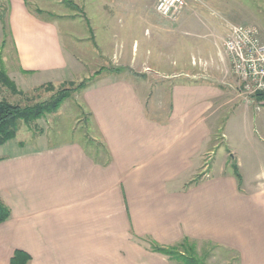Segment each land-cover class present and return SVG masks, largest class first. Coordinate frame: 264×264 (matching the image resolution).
Returning a JSON list of instances; mask_svg holds the SVG:
<instances>
[{
	"label": "crops",
	"instance_id": "0c3cea01",
	"mask_svg": "<svg viewBox=\"0 0 264 264\" xmlns=\"http://www.w3.org/2000/svg\"><path fill=\"white\" fill-rule=\"evenodd\" d=\"M0 2L20 74L64 75L70 65L58 26L34 14L28 0ZM156 2L85 5L86 34L100 54L129 61L85 90L106 150L69 141L1 155L0 198L11 216L0 223V264H10L17 248L31 254L30 264H180L145 237L212 242L236 252L240 264H264V166L241 184L216 160L211 177L188 185L212 151L219 108L231 100L264 146V104L246 105L211 83L175 81L159 106L145 83L127 77L142 62L169 77L202 75V48L218 38L208 35L211 25L233 24L235 9L228 0H188L170 22ZM171 25L192 44L176 65L167 63Z\"/></svg>",
	"mask_w": 264,
	"mask_h": 264
},
{
	"label": "rangeland",
	"instance_id": "374dc122",
	"mask_svg": "<svg viewBox=\"0 0 264 264\" xmlns=\"http://www.w3.org/2000/svg\"><path fill=\"white\" fill-rule=\"evenodd\" d=\"M228 1L235 9L234 15L231 16L234 23L256 25L260 32L264 31V0ZM0 4V67L6 70L10 79H14L18 88L23 91L15 93L0 82V99L6 98L11 102L25 105L48 99L52 95L56 97V94L58 95L63 88L68 92L56 111L36 119L30 128L22 123L15 138L0 144V157L17 148L27 150L53 144V142L69 141L81 142L91 151H105V143L93 117L92 109L88 105L85 90L93 83L102 80L104 74H109V70H112L114 65H124L129 61H114L112 55L102 56L97 44L87 36L88 19L91 22L92 17L89 15L88 18L85 5H95L97 0H28L34 14L51 20L59 28L61 42L70 65L64 75L20 74L15 41L8 19L7 3L0 2ZM228 8H231L230 5ZM213 16L218 17V14H213ZM217 22L214 21L208 34L212 38L215 37L214 41L218 37L217 42L209 43L206 45L207 48L203 47V60L198 61L197 66L201 67L202 75L169 77L158 74L154 68L150 69L145 62H142L134 64L133 73L127 77L136 82L145 83L148 87V100L151 101L153 98L152 102L158 101L159 106L160 101L167 103L169 100L168 93H170V86L173 82L196 81L222 87L236 97H240L246 105L257 104V107H260L264 103L258 100L249 101L248 98L238 94L239 81L232 71V64L223 47V40L229 31L230 24L219 25ZM170 33L171 52L167 63L176 65L184 62L183 56L192 44L189 41L185 42L179 29L172 25ZM161 94L162 98H160ZM258 98L264 99V97ZM228 101L229 103L220 107L216 114L217 130L213 133L210 146L212 151L203 154L201 167L189 181V186L211 177L215 172L213 166L216 160H220V164L225 167L226 171H231L233 174L232 164L237 163L242 177L241 184L243 176H253L264 166L258 162L257 158L259 154L264 156V146H260L258 141L252 139V132L250 127H247L246 120L238 113L237 106L233 105L231 100L228 99ZM263 185L264 179L261 182V186ZM145 238L154 241L151 237ZM192 241L187 245H181V241L177 243L180 249L185 250V253L191 257L195 251L200 264H240L238 254L230 249L205 241H195V244H191ZM177 243L165 244V246L177 245ZM194 245L195 250L193 251ZM172 260L178 261L177 259ZM178 262L184 264L183 261Z\"/></svg>",
	"mask_w": 264,
	"mask_h": 264
},
{
	"label": "trees",
	"instance_id": "16d2710c",
	"mask_svg": "<svg viewBox=\"0 0 264 264\" xmlns=\"http://www.w3.org/2000/svg\"><path fill=\"white\" fill-rule=\"evenodd\" d=\"M0 82L4 85H7L13 92L22 93L17 83L14 79H10L9 75L6 73V70L0 67ZM68 94L67 89L63 88L56 97L50 96L48 99H43L32 104L22 105L20 103H14L6 98L0 99V144H4L8 140H11L16 137L17 132L20 128V125L24 123L29 128L32 126V123L40 118L41 116L54 112L58 109L61 101ZM260 97H264L260 96ZM232 168L234 170L235 176L238 178L239 183H241V175L239 173L237 163L233 162ZM11 216V208L7 203H5L0 198V223L5 222ZM145 239V238H144ZM150 243L152 250L160 252L167 255L171 259H177L178 261H183L184 264H200L198 263V258L195 253V245L193 248V256H189L185 253V250L180 249L179 243L177 245H161L155 241L145 239ZM188 237H185L181 240V245H187L190 243ZM191 244H195V241H192ZM182 247V246H181ZM191 253V251H189ZM32 259V256L29 252L17 248L14 250L13 255L10 258V264H29Z\"/></svg>",
	"mask_w": 264,
	"mask_h": 264
},
{
	"label": "built area",
	"instance_id": "2783aa9c",
	"mask_svg": "<svg viewBox=\"0 0 264 264\" xmlns=\"http://www.w3.org/2000/svg\"><path fill=\"white\" fill-rule=\"evenodd\" d=\"M186 6L187 0H157L155 9L175 21ZM223 47L239 81L238 94L252 102L258 100L264 95V40L260 29L256 25L230 24Z\"/></svg>",
	"mask_w": 264,
	"mask_h": 264
}]
</instances>
